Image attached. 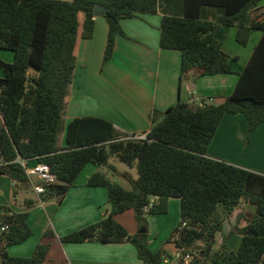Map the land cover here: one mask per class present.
Returning a JSON list of instances; mask_svg holds the SVG:
<instances>
[{"label": "trees", "instance_id": "trees-1", "mask_svg": "<svg viewBox=\"0 0 264 264\" xmlns=\"http://www.w3.org/2000/svg\"><path fill=\"white\" fill-rule=\"evenodd\" d=\"M161 1L0 0V49L13 52L12 63L0 59V175L14 183L13 196L29 191L19 161L38 158L56 180L38 197L46 201L63 197L87 164L114 172L109 160L116 158L136 167L137 178H127L131 189L121 188L101 172L93 173L87 186L106 190L110 210L98 222L61 237L62 243H130L142 264H160L170 255L152 252L145 233L129 234L115 216L132 209L138 227L146 228V214H165L168 201L178 199L180 221L171 240L191 256L188 264H264V176L206 154L224 115H243L248 132L264 123V17L258 20L260 15H254L263 0H182L180 15L166 12ZM96 6L103 8L107 24L103 63L110 59L115 39L123 35L121 20L159 11L160 46L180 52L181 77L234 72L238 58L222 50L217 39L221 26L235 27V39L242 46L250 32L262 35L221 104L179 102L160 120L151 116L143 139L120 133L101 118H74L65 127L64 145L58 147L75 66L77 16L83 15L82 38L90 39ZM240 201L254 205L255 215L238 230V250L227 249L228 236L214 250L215 234ZM36 202L26 199L24 212L0 208L1 264H49L48 243L37 244L28 258L7 252L32 234L26 218ZM43 236L52 237L53 232L47 230Z\"/></svg>", "mask_w": 264, "mask_h": 264}, {"label": "crops", "instance_id": "crops-1", "mask_svg": "<svg viewBox=\"0 0 264 264\" xmlns=\"http://www.w3.org/2000/svg\"><path fill=\"white\" fill-rule=\"evenodd\" d=\"M161 5L165 6L166 12L181 14L182 0H162ZM259 9L264 11V4H259ZM263 17L264 12L258 20ZM161 19L162 13L158 11L155 14H141L121 20L123 35L115 39L112 55L103 63L107 36V24L103 14L94 16L90 39H83L81 36L83 15L78 14L73 48L75 66L64 100L63 130L57 138L58 147L64 145L65 127L74 118H101L110 122L120 133L142 136L149 131L153 114L160 120L162 113L179 102L192 106L221 104L235 87L238 78L236 72L246 64L262 35L257 31L259 33L255 39V31L250 32L246 44L242 46L235 39V27L221 26L217 39L222 50L238 58L233 66L234 72L198 78L189 73L181 77L180 52L160 46ZM206 154L264 176V123L248 132L243 115H224ZM95 172H101L116 182L113 176L115 170L112 172L108 167L100 168L87 164L63 197L46 201L39 200L31 190L19 191L13 196L14 183L8 177L0 175V208L7 207L14 212H24L26 199L37 201L28 210L26 218L32 234L23 243L8 247L9 256L28 258L37 244L48 243L46 260L49 264H142L136 249L130 243L75 244L60 241L61 237L94 224L108 214L110 206L106 190L102 187L87 186L89 177ZM169 214H172L170 218ZM254 215V205L240 201L230 216L223 221L221 231L215 234L214 247L218 249L224 237L228 236L226 247L236 252L241 242L238 230ZM145 218L148 222L145 233L149 235V226L151 231L153 224L157 229L154 233L150 232L154 239L148 240V247L153 249V252L161 249L170 255L160 264H180L173 260L177 250L174 241L164 243L165 236H161L159 231L161 227L169 234L178 226L180 201L170 199L167 213L146 214ZM115 220L129 234L138 230L132 209L117 214ZM47 230L53 232L52 237L43 236Z\"/></svg>", "mask_w": 264, "mask_h": 264}, {"label": "built area", "instance_id": "built-area-1", "mask_svg": "<svg viewBox=\"0 0 264 264\" xmlns=\"http://www.w3.org/2000/svg\"><path fill=\"white\" fill-rule=\"evenodd\" d=\"M135 137L143 139L145 138V135ZM19 162L30 182L31 191L36 196L39 197L40 195L44 194L45 187L55 183V177L50 173L48 165L40 161L38 158H34L32 161L20 160ZM151 203L149 204L148 208L151 206ZM185 225V223H182L181 226L184 227ZM173 260L180 264H188L191 260V256L185 253L183 248H177Z\"/></svg>", "mask_w": 264, "mask_h": 264}, {"label": "rangeland", "instance_id": "rangeland-1", "mask_svg": "<svg viewBox=\"0 0 264 264\" xmlns=\"http://www.w3.org/2000/svg\"><path fill=\"white\" fill-rule=\"evenodd\" d=\"M264 4V0L260 3V5H263ZM264 11L262 10V9H257V11H255L254 12V15H261L262 13H263ZM258 33L259 32H257V31H255V35L253 36L255 39H256V37H257V35H258ZM230 40L232 39V38H229ZM227 41V40H226ZM251 41H249V43H250ZM0 59L1 60H3L4 62L5 61H9V63H12L13 62V52L12 51H10V50H4V49H0ZM3 76V74H2V71L0 70V78ZM109 165H111V166H114V168H115V173L113 174V176H114V180L116 181V183L121 187V188H123V189H125V190H129V189H131V186H130V183H129V181H128V179L127 178H130V179H133V180H135L136 178H137V170H136V167L135 166H132V167H130V166H127L126 164H124V163H122V162H120V161H118L116 158H111L110 160H109ZM102 167H104V166H102ZM101 168V167H100ZM104 170H105V168H104ZM170 216H169V218L172 216V214H169ZM135 222H136V220H135ZM148 223V222H147ZM136 225H137V222H136ZM148 225V224H147ZM137 227H138V225H137ZM141 228H139L138 227V230L136 231V233H134V234H139L138 232H139V230H140ZM145 229H147V226H146V228ZM156 226L153 224V225H151V231H150V226H149V235L147 234V233H145L146 234V240H147V242H148V240H153L154 238V235H153V237L152 236H150V232L151 233H154V232H156ZM174 230H175V228H174ZM173 230V231H174ZM159 231H160V235L161 236H165L164 237V243H166V244H168V242L171 240V236H172V234H173V231L171 232V233H169V234H166V232H165V230H163L161 227H159ZM155 235H156V233H155ZM161 238V237H160ZM155 245V244H154ZM163 245V244H162ZM161 246V245H160ZM160 246H159V248H160ZM154 247V246H153ZM149 248V247H148ZM216 248L217 247H214V250H216ZM151 251L153 250V249H151V248H149ZM159 250H161V249H159ZM153 252V251H152ZM156 252V251H155Z\"/></svg>", "mask_w": 264, "mask_h": 264}, {"label": "water", "instance_id": "water-1", "mask_svg": "<svg viewBox=\"0 0 264 264\" xmlns=\"http://www.w3.org/2000/svg\"><path fill=\"white\" fill-rule=\"evenodd\" d=\"M103 12H104V10H103V8L102 7H98V6H96V7H94V9H93V15L94 16H97L98 14H100V13H102L103 14ZM0 160H1V157H0ZM146 232V229L145 228H141L140 230H139V234H143V233H145Z\"/></svg>", "mask_w": 264, "mask_h": 264}]
</instances>
